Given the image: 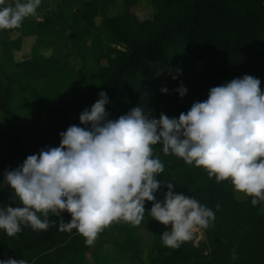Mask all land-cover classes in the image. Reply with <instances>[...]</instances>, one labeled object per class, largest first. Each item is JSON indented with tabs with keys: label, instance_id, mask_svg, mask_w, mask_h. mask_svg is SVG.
Listing matches in <instances>:
<instances>
[{
	"label": "trees",
	"instance_id": "trees-1",
	"mask_svg": "<svg viewBox=\"0 0 264 264\" xmlns=\"http://www.w3.org/2000/svg\"><path fill=\"white\" fill-rule=\"evenodd\" d=\"M114 0H88L72 18L81 26L70 38L82 43L99 64L96 70L78 74L65 57L16 61L14 51L25 36H36L37 48L54 36V22L23 20L18 28L0 30V204L19 206L4 171L35 153L32 142L58 146L52 133L59 134L71 124L80 125L79 114L105 91L110 103V118L141 105L156 118L161 112L179 117L190 107L175 89L183 82L167 70L169 50L182 47L184 62L198 70L205 85L211 87L249 74L261 80L264 90V0H149L154 14L140 19L138 0H123L120 13L109 15ZM83 10V11H82ZM100 22L95 23V19ZM53 24V25H52ZM20 33L15 39L8 35ZM35 47V48H36ZM105 64H102V62ZM168 93L160 91L161 85ZM18 98L27 107L44 105V122L22 121L14 109ZM83 126V125H81ZM153 155L164 164L158 179L176 184L175 191L195 198L212 208L215 219L207 227L199 226L204 240H187L179 248L165 246L161 233L171 227L151 217L153 202L146 201L142 226L151 239L147 264H264V202L253 206L251 196H236L230 180L217 181L206 169L186 163L174 154H164L162 145L153 146ZM163 183L156 193L163 200ZM219 205V207H217ZM43 218L42 213H38ZM61 215L48 213L46 230L22 225V231L9 236L0 229V259H26L29 264H99L88 258L92 245L75 228L60 231ZM51 221H55L52 224ZM130 232L120 220L105 227ZM97 236V237H98ZM124 248V247H123ZM235 253V255H234ZM94 258V259H93Z\"/></svg>",
	"mask_w": 264,
	"mask_h": 264
},
{
	"label": "clouds",
	"instance_id": "clouds-1",
	"mask_svg": "<svg viewBox=\"0 0 264 264\" xmlns=\"http://www.w3.org/2000/svg\"><path fill=\"white\" fill-rule=\"evenodd\" d=\"M41 2L0 0V30L18 28L36 15ZM180 73L175 69L172 78ZM175 91L183 97L188 89L181 83ZM98 96L79 114L80 125L59 133L58 146H45L5 169L4 182L20 202L0 204V229L7 235L22 231V225L46 230L49 212L67 211L71 219L61 215L59 230L75 228L92 245L113 222L140 224L146 201H152L151 217L171 225L161 233L163 244L179 248L192 238L194 227H207L215 213L195 196L176 192L175 183L158 179L164 171L159 156L153 155L158 143L164 154L203 167L218 182L230 180L235 190L252 197L253 206L264 202V90L259 78L244 74L213 86L207 99L194 101L178 118L163 112L156 118L138 105L113 119L106 110L108 94L100 91ZM163 183L168 190L159 200L156 193ZM0 264L29 262L7 257Z\"/></svg>",
	"mask_w": 264,
	"mask_h": 264
},
{
	"label": "rangeland",
	"instance_id": "rangeland-1",
	"mask_svg": "<svg viewBox=\"0 0 264 264\" xmlns=\"http://www.w3.org/2000/svg\"><path fill=\"white\" fill-rule=\"evenodd\" d=\"M88 0H42L37 9L35 16L26 17L24 20H34L35 22L50 19L54 22L52 33L54 36L47 39L38 48L36 36H25L23 45L19 50L14 51V58L16 61H23L27 59H35L37 63L42 58L49 57H65L70 65L76 70L78 74H82L85 69L96 70L99 66L97 61L93 59L88 49L80 42H76L70 38V34L77 32L81 24L77 23L72 15L79 9H83ZM134 9L138 17L142 20L151 18L154 14L149 0H138ZM123 0H114L109 15L120 13L123 9ZM83 11V10H82ZM122 12V11H121ZM100 18L95 19V23H99ZM53 25V24H52ZM4 30V29H3ZM11 39L20 36V33L12 31L8 35ZM36 47V48H35ZM185 58V51L182 47H174L169 50V63L172 73L175 74V69H181V73L177 78L183 82V85L188 89L187 93L182 97V102L189 107L197 100H205L208 96V91L211 88L209 85L204 84L202 78L199 76L198 70L193 66H188L183 61ZM102 64H105L103 61ZM165 86V85H161ZM14 109L19 113V119L22 121H34L41 117L44 122L47 118L43 114L44 105L39 108L29 106L27 107L26 101L18 98ZM1 116V115H0ZM53 139L60 143V136L57 133H52ZM43 145L32 142L31 149L38 153ZM19 164L11 168L17 167ZM236 196L239 199H244V193L235 190ZM62 213H57L60 215ZM130 232H117L111 226L107 229V233L98 236L88 255L96 256L99 264H147L148 249L152 246L149 233L142 227L127 222ZM195 244L204 240V232L199 226L192 230V238ZM124 247V248H123ZM94 259V258H93ZM94 264V263H92Z\"/></svg>",
	"mask_w": 264,
	"mask_h": 264
}]
</instances>
